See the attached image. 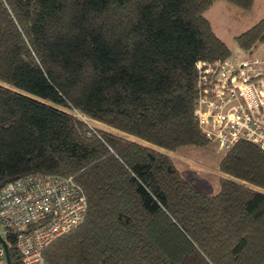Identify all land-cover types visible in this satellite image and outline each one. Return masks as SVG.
Returning <instances> with one entry per match:
<instances>
[{"label": "trees", "instance_id": "1", "mask_svg": "<svg viewBox=\"0 0 264 264\" xmlns=\"http://www.w3.org/2000/svg\"><path fill=\"white\" fill-rule=\"evenodd\" d=\"M223 1L0 0V189L72 177L82 224L48 264H262L264 152L222 151L205 194L169 156L208 143L192 119L195 63L229 58L204 12ZM249 52L264 17L234 37ZM11 264H21L12 233Z\"/></svg>", "mask_w": 264, "mask_h": 264}, {"label": "built area", "instance_id": "2", "mask_svg": "<svg viewBox=\"0 0 264 264\" xmlns=\"http://www.w3.org/2000/svg\"><path fill=\"white\" fill-rule=\"evenodd\" d=\"M195 87L192 119L205 140L222 151L246 142L264 152V58L199 60ZM85 213L72 177L35 173L0 189V236L7 243V233L14 235L21 264H48L44 249L82 224ZM6 254L0 242V264Z\"/></svg>", "mask_w": 264, "mask_h": 264}, {"label": "rangeland", "instance_id": "3", "mask_svg": "<svg viewBox=\"0 0 264 264\" xmlns=\"http://www.w3.org/2000/svg\"><path fill=\"white\" fill-rule=\"evenodd\" d=\"M204 15L210 22L215 35L227 45L230 52L229 58H264V41L249 52L240 49L234 41L237 34L264 17V0H254L247 11H242L223 1H215ZM221 155L222 150L212 142L200 147L182 146L169 153L181 176L196 190L205 194L218 191V177L221 174L217 165Z\"/></svg>", "mask_w": 264, "mask_h": 264}, {"label": "water", "instance_id": "4", "mask_svg": "<svg viewBox=\"0 0 264 264\" xmlns=\"http://www.w3.org/2000/svg\"><path fill=\"white\" fill-rule=\"evenodd\" d=\"M0 242L2 243V245L4 246V248L6 249V259H7V264H11L10 262V258H9V254H8V247H7V243L4 239H2V237L0 236Z\"/></svg>", "mask_w": 264, "mask_h": 264}]
</instances>
